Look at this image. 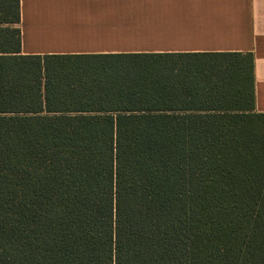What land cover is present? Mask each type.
I'll list each match as a JSON object with an SVG mask.
<instances>
[{
  "label": "trees",
  "instance_id": "16d2710c",
  "mask_svg": "<svg viewBox=\"0 0 264 264\" xmlns=\"http://www.w3.org/2000/svg\"><path fill=\"white\" fill-rule=\"evenodd\" d=\"M0 0V264H264L251 52L22 54Z\"/></svg>",
  "mask_w": 264,
  "mask_h": 264
},
{
  "label": "crops",
  "instance_id": "0c3cea01",
  "mask_svg": "<svg viewBox=\"0 0 264 264\" xmlns=\"http://www.w3.org/2000/svg\"><path fill=\"white\" fill-rule=\"evenodd\" d=\"M22 54L251 52L264 113V0H19Z\"/></svg>",
  "mask_w": 264,
  "mask_h": 264
}]
</instances>
